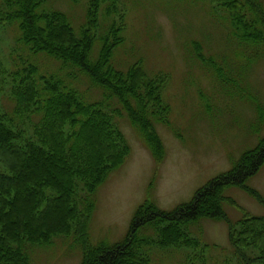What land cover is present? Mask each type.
Masks as SVG:
<instances>
[{"label":"trees","instance_id":"obj_1","mask_svg":"<svg viewBox=\"0 0 264 264\" xmlns=\"http://www.w3.org/2000/svg\"><path fill=\"white\" fill-rule=\"evenodd\" d=\"M42 2L4 0L0 30L17 22L14 44L27 57L44 54L58 61L62 70L85 74L104 97L87 104L65 84L74 79L71 74L59 80L46 78L23 55L18 59L12 51L4 61L0 57V103L5 98L12 105L10 113L0 108V264H32L28 245L46 246L59 235L77 237L83 252L80 264H150L146 248L151 246L190 249L196 251L191 262L205 264L204 248L191 236L202 220L226 222L232 257L238 264H264V217L245 215L233 224L222 209L223 202L234 204L225 196L233 187L245 190L264 207L261 195L246 185L264 164V136L230 170L199 188L189 202L165 211L145 200L135 210L122 241L90 246L81 240L97 189L130 154L113 117L124 113L153 157L160 158L163 148L156 125H170V107L162 99L168 76L148 77L140 62L126 71L111 64L113 50L123 42L125 11L119 0H90L78 33L66 14L39 12ZM210 3L225 11L239 49L264 48L262 0ZM100 8L107 31L99 39L97 59L91 62ZM196 58L206 63L198 48ZM207 64L216 81L225 88L231 85L233 80L225 77L222 65L216 66L213 59ZM113 100L119 108H111Z\"/></svg>","mask_w":264,"mask_h":264},{"label":"rangeland","instance_id":"obj_2","mask_svg":"<svg viewBox=\"0 0 264 264\" xmlns=\"http://www.w3.org/2000/svg\"><path fill=\"white\" fill-rule=\"evenodd\" d=\"M89 1L43 0L38 11L66 14L78 33L86 22ZM119 1L125 11L123 42L113 50L111 64L126 71L140 62L148 77L159 73L168 76L162 99L170 107V125H156L163 148L158 159L124 113L123 117H113L130 146V154L94 195L95 207L81 239L90 246L122 241L135 210L145 200H152L165 211L189 202L199 188L230 170L264 136V48L239 49L224 10L210 0ZM102 10L89 56L91 62L97 59L99 39L107 31ZM113 19L115 16L109 21ZM18 35L17 22L1 28L2 61L12 51L18 59L28 56L14 44ZM197 48L205 59L223 66L225 77L233 80L229 87L216 81L207 60L204 63L196 58ZM24 59L37 65L39 75L46 78L59 80L71 74L74 79L65 84L83 102L103 100V90L85 74L75 69L62 70L58 61L44 54ZM5 67L11 71L6 64ZM112 102V109L119 108L115 100ZM0 104L10 113L12 105L5 98ZM246 185L264 199V164ZM225 196L234 203H222L233 224L245 215L264 217V207L245 190L233 187L225 191ZM191 236L204 248L205 264H238L232 257L226 222L202 220L192 228ZM27 248L32 264H80L83 255L75 235H59L49 245ZM146 249L150 264H197L191 262L196 251L190 249Z\"/></svg>","mask_w":264,"mask_h":264}]
</instances>
